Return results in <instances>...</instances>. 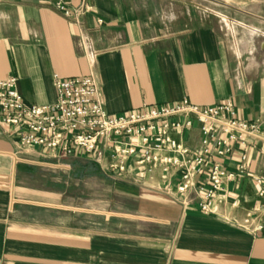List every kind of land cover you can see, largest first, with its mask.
Returning <instances> with one entry per match:
<instances>
[{
    "label": "crops",
    "instance_id": "obj_1",
    "mask_svg": "<svg viewBox=\"0 0 264 264\" xmlns=\"http://www.w3.org/2000/svg\"><path fill=\"white\" fill-rule=\"evenodd\" d=\"M64 1L69 18L59 0H0V80L25 103L54 104L55 75L88 76L111 115L230 100L256 139L244 170L217 159L236 175L204 213L176 183L111 168L102 142L100 155L25 149L0 116V264H264V0ZM184 141L197 149L200 128Z\"/></svg>",
    "mask_w": 264,
    "mask_h": 264
},
{
    "label": "built area",
    "instance_id": "obj_2",
    "mask_svg": "<svg viewBox=\"0 0 264 264\" xmlns=\"http://www.w3.org/2000/svg\"><path fill=\"white\" fill-rule=\"evenodd\" d=\"M55 9L71 17L66 1L59 0ZM75 21L82 24L77 17ZM53 81L54 104L30 105L20 94L16 78L0 80V116L18 130L22 148L45 149L59 157L80 152L100 155L102 142L111 156V168L124 173L132 165L144 180L158 177L176 183L179 195H197L198 209L204 213L213 211L216 194L236 175L224 170L217 159L238 155L239 169H245L256 139L255 128L238 120V110L230 100L206 108L182 100L111 115L93 77L62 79L55 75ZM195 127L200 128L201 141L191 150L184 137ZM208 162L211 166L205 172ZM197 178L207 179L208 186ZM259 220L258 212L249 213L245 224L261 231Z\"/></svg>",
    "mask_w": 264,
    "mask_h": 264
}]
</instances>
